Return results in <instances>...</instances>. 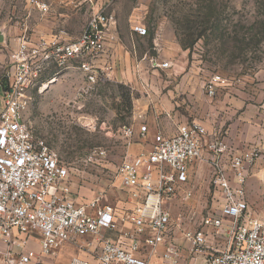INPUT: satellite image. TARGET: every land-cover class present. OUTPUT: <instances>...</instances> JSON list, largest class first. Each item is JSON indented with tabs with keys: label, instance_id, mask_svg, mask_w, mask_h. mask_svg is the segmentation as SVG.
<instances>
[{
	"label": "built area",
	"instance_id": "obj_1",
	"mask_svg": "<svg viewBox=\"0 0 264 264\" xmlns=\"http://www.w3.org/2000/svg\"><path fill=\"white\" fill-rule=\"evenodd\" d=\"M41 9L47 11L48 7L44 4ZM114 24V15L102 9L90 18L77 40L41 39L33 46L24 36L9 55V70L0 80L2 264H41L43 257L56 256L65 244L92 256L73 258L69 264H154L150 258L158 256L160 247L164 248L161 264H184L177 229L188 244L191 259L202 255L205 264H264V217L251 211L246 189L248 170L264 168L262 150L232 153L195 120L179 124L173 136L156 134L148 152L127 159L118 169L123 190L134 201L132 210L121 213L100 198L76 202L68 169L44 141L34 140L24 115L31 90L40 84L44 63L53 59L63 67L79 62V71L89 89L93 88L98 83L94 64L103 56ZM135 32L140 36L148 33L140 25ZM157 67L171 69L173 65L164 62ZM218 80L214 76L207 86L211 96ZM40 86L42 91L44 84ZM123 131L128 137L134 135L132 128ZM146 132L143 127L142 133ZM206 149L215 155L212 183L221 206L209 208L201 216L191 211L175 219L174 204L186 205L195 198L190 168L202 160ZM127 224L133 227L127 228ZM106 232L116 233L118 238L106 237ZM89 238L99 242V249L91 250ZM34 243L39 245L38 251L30 247Z\"/></svg>",
	"mask_w": 264,
	"mask_h": 264
},
{
	"label": "rangeland",
	"instance_id": "obj_2",
	"mask_svg": "<svg viewBox=\"0 0 264 264\" xmlns=\"http://www.w3.org/2000/svg\"><path fill=\"white\" fill-rule=\"evenodd\" d=\"M92 3L93 6L78 0H0V38L8 39V46L0 43V50L9 49L5 51L7 55L4 53L6 59L0 61V80L9 70L10 53L17 49L11 48L10 40L22 39L26 30L34 46L43 37L34 41L29 35L37 25L47 30L54 16L56 22L50 30L53 34L45 39L77 40L90 18L106 9L121 26V42L130 53L131 74L139 65L152 68L168 60L166 53L171 50V41L187 53V66L198 72L203 82L202 122L209 131L232 153L247 148L261 150L252 139L264 133V0H92ZM44 4L47 11L41 9ZM64 22L74 39L68 37ZM132 23L134 31L142 24L148 33L142 37L132 35ZM109 34L104 54L94 64L98 72L96 86L89 89L85 75L78 71L79 62L59 67L50 59L44 63L39 80L44 89L41 91L39 84L31 90L24 115L34 140L44 141L68 169L72 198L83 204L96 198L115 203L116 198L127 196L118 169L127 159L148 152L156 134L149 131L154 126L149 117L151 109L154 112L152 100L157 93L135 86L131 77L108 76L113 69L110 65L104 69L96 67L107 56ZM175 62H171L174 67ZM67 72L72 74L67 76ZM56 74L59 82L52 81ZM214 76H219V80L215 95L211 96L207 86ZM229 92L244 100V103L240 99L235 101L233 116L228 115L232 106L222 105ZM215 110L217 117L213 120ZM230 123L233 127L228 126ZM124 127L132 128L134 135L126 136ZM143 127L147 128L146 133H142ZM134 146L139 151H134ZM226 155L229 154L223 157ZM214 156L210 154L205 162L211 172ZM210 176L202 185L193 181L195 198L189 204H174L175 219L191 211L201 216L209 208H220L219 194ZM246 189L251 211L264 217V168L248 170Z\"/></svg>",
	"mask_w": 264,
	"mask_h": 264
},
{
	"label": "crops",
	"instance_id": "obj_3",
	"mask_svg": "<svg viewBox=\"0 0 264 264\" xmlns=\"http://www.w3.org/2000/svg\"><path fill=\"white\" fill-rule=\"evenodd\" d=\"M80 3H91L93 6L94 3H92V0H78ZM55 17V16H54ZM53 17V21L50 26H48V29L45 30L41 26L37 25L35 32L29 36H33L35 38L34 41H37L39 37L49 38L53 33L50 31L53 30L55 25V19ZM66 26L64 29L68 33V37L71 39H74V37L71 35L70 31L67 28V22H64ZM140 26L144 27V25L140 24ZM134 25L133 23L130 24V32L132 35L142 37L138 33H136L133 29ZM120 24L116 22L113 26H111L110 34L107 43V53L106 57L97 62L96 67L97 68H103L105 65H110L113 69L110 73H107L110 77H116L118 79L121 78H130L134 81L135 86H140L142 89L149 88L150 91H154L157 93V96H155L152 100L154 112L151 109L149 120L154 124L153 127L149 128L150 132H156V134H162L166 137L173 136L177 132V128L179 124L190 122V121H200L202 122L203 115L201 108L203 105V101L205 98L204 95V85L201 79H199L198 72L194 71L192 67L187 66L188 62L186 61L187 53L181 50L177 45L169 42V47L171 50H169L166 55L169 58L166 61L175 62L176 67H172L171 69H161L159 67H152V68H144L143 65H139L136 67L134 73L131 74L128 67L130 68V62L129 60V51L123 47L122 45V35ZM51 32V33H50ZM50 33V35H47ZM24 36H26L27 32L24 31ZM22 34V35H23ZM21 35V36H22ZM22 36V39L23 37ZM49 36V37H48ZM32 37V38H33ZM22 39H12L10 40L11 48L16 49L18 47V44L20 43V40ZM13 40L16 42L14 43ZM4 43L3 46H8V39H3L2 42ZM6 52H9V49H5ZM4 50H0V61H4L3 58L6 54ZM5 53V54H4ZM7 55V54H6ZM5 55V56H6ZM169 61V62H170ZM70 69H67V71ZM79 71V70H78ZM80 72V71H79ZM67 76L71 75V72L65 73ZM57 74L55 75L54 81L57 80ZM53 81V82H54ZM56 82H59L58 80ZM56 86V85H54ZM163 92V95H160L159 93ZM0 94H1V85H0ZM240 98L237 99V96L235 94H231L229 92L224 97V103L222 105L232 106L229 108V114L232 116L236 114L235 108L236 104L235 101L239 100L240 102L244 103V100L241 98L242 96H239ZM222 102V100H219L218 103ZM221 104V103H220ZM226 104V105H225ZM218 107V106H217ZM1 108V105H0ZM232 109V111H230ZM217 111L215 110L212 112L213 120L216 119ZM141 117H143L141 115ZM243 118V117H242ZM221 121V120H219ZM203 123V122H202ZM219 123V122H218ZM223 123V122H222ZM225 123V121H224ZM204 124V123H203ZM206 126V124H204ZM229 127H233V123L228 125ZM207 127V126H206ZM208 128V127H207ZM209 130V129H208ZM229 132L233 133V130L230 129ZM155 134V135H156ZM231 139H234L235 142L236 138L233 137V135L229 136ZM261 139H264V133L259 134L255 139H252L253 142H257L258 146H261L262 152H264V141L261 143ZM254 147V146H252ZM250 149H256V148H249ZM134 151H139V148L137 146H134ZM248 150H240L239 152H235L237 154H240L242 152H246ZM210 155V152L206 149L203 153L202 160L196 161L190 168V180L193 184V181H195L197 184L202 185V182L207 181L208 176H210L213 173V170L206 169L205 162L208 161V156ZM227 158V155H226ZM212 177V176H210ZM209 177V181H211ZM105 203H109L108 201H103ZM134 201L131 199L128 195L123 197L116 198V202L113 203L119 210V212L123 213V211L132 210L134 208L133 205ZM127 228H132L133 226L130 224L126 225ZM106 237H111L114 239L118 238V235L116 233H110L106 232L104 233ZM176 239L179 241V243L184 247V253H183V262L184 264H205V258L204 256L197 255L196 258L191 259V253L188 250V244L186 240L183 237V234L180 230H176L175 232ZM92 242L91 250L99 249V242L96 240L94 241L92 238H89ZM30 247L39 250L38 244H32ZM164 252V248L160 247L158 250V256H153L150 259L154 264H161V255ZM82 258V259H90L92 256H90L86 252L79 251L75 246L72 244H65L60 247L58 250L56 256L53 257H43L41 264H69L70 261L73 258ZM191 259V260H190ZM0 264H2V259L0 257Z\"/></svg>",
	"mask_w": 264,
	"mask_h": 264
},
{
	"label": "water",
	"instance_id": "obj_4",
	"mask_svg": "<svg viewBox=\"0 0 264 264\" xmlns=\"http://www.w3.org/2000/svg\"><path fill=\"white\" fill-rule=\"evenodd\" d=\"M3 41V39L2 38H0V42H2Z\"/></svg>",
	"mask_w": 264,
	"mask_h": 264
}]
</instances>
